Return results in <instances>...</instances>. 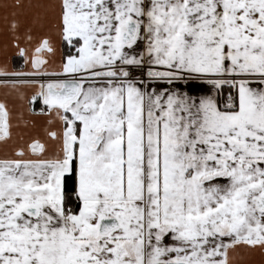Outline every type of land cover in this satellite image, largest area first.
I'll return each instance as SVG.
<instances>
[{"label": "snow or ice", "instance_id": "snow-or-ice-1", "mask_svg": "<svg viewBox=\"0 0 264 264\" xmlns=\"http://www.w3.org/2000/svg\"><path fill=\"white\" fill-rule=\"evenodd\" d=\"M23 7L0 4V264H264V0Z\"/></svg>", "mask_w": 264, "mask_h": 264}, {"label": "crops", "instance_id": "crops-1", "mask_svg": "<svg viewBox=\"0 0 264 264\" xmlns=\"http://www.w3.org/2000/svg\"><path fill=\"white\" fill-rule=\"evenodd\" d=\"M12 2L13 0H0V4L12 3ZM46 2H50V0H21V3L24 5V7L19 11L18 18L22 21V30L24 25L30 23L34 12V10L29 6L33 4L46 3ZM6 29H7V23L4 19V10L0 8V45H2L6 33ZM41 31H42L41 29H37V35H39ZM57 47H58V51H57V60H58V57L60 55L59 45H57ZM13 62L14 63L16 62L17 65L22 63L19 57H16ZM25 91L28 94H31L32 89H26ZM8 92H9L8 89H5L2 86H0V98H3ZM8 99L10 106L13 107V111L15 114L13 120V123L15 125L13 128L14 136L17 138L19 136H24V138L27 139L29 136H33L37 134L43 135L44 128L46 127L45 118L38 116H30L28 113L29 105L26 99L21 100L15 95H9ZM21 113H23L22 116L20 115ZM25 120H29V121L36 120L37 125L35 127H33L31 123L26 125L24 122ZM11 146H12V142H10L8 145L0 144V154H3L6 150H10ZM257 259H259V257H257Z\"/></svg>", "mask_w": 264, "mask_h": 264}, {"label": "trees", "instance_id": "trees-1", "mask_svg": "<svg viewBox=\"0 0 264 264\" xmlns=\"http://www.w3.org/2000/svg\"><path fill=\"white\" fill-rule=\"evenodd\" d=\"M16 64V62H15ZM41 106V102L40 101H37L36 104L34 105V107H36L37 109Z\"/></svg>", "mask_w": 264, "mask_h": 264}]
</instances>
